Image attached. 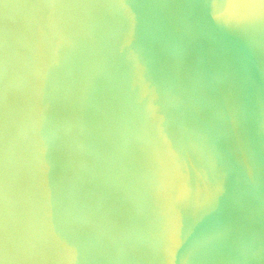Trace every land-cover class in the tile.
Masks as SVG:
<instances>
[{"label": "water", "instance_id": "obj_1", "mask_svg": "<svg viewBox=\"0 0 264 264\" xmlns=\"http://www.w3.org/2000/svg\"><path fill=\"white\" fill-rule=\"evenodd\" d=\"M0 264H264V0H0Z\"/></svg>", "mask_w": 264, "mask_h": 264}, {"label": "clouds", "instance_id": "obj_2", "mask_svg": "<svg viewBox=\"0 0 264 264\" xmlns=\"http://www.w3.org/2000/svg\"><path fill=\"white\" fill-rule=\"evenodd\" d=\"M36 141H37V147L39 148V134H38V127L36 129Z\"/></svg>", "mask_w": 264, "mask_h": 264}]
</instances>
